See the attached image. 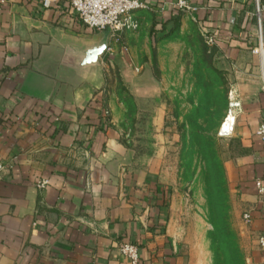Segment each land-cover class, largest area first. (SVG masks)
<instances>
[{
	"label": "crops",
	"instance_id": "obj_1",
	"mask_svg": "<svg viewBox=\"0 0 264 264\" xmlns=\"http://www.w3.org/2000/svg\"><path fill=\"white\" fill-rule=\"evenodd\" d=\"M140 1L138 29L111 36L84 26L68 0L49 8L0 0V264H131L121 243L137 247L140 264H179L161 160L164 88L147 59L150 41L186 15L213 36L221 61L247 57L250 69L257 18L251 0H188L187 13L177 0ZM112 70L147 129L127 131ZM231 100L234 134L248 151L226 166L228 182L251 216L248 261L264 264V195L254 186H264V142L255 134L264 92ZM42 178L49 183L40 189Z\"/></svg>",
	"mask_w": 264,
	"mask_h": 264
},
{
	"label": "rangeland",
	"instance_id": "obj_2",
	"mask_svg": "<svg viewBox=\"0 0 264 264\" xmlns=\"http://www.w3.org/2000/svg\"><path fill=\"white\" fill-rule=\"evenodd\" d=\"M258 32L250 48L255 59L250 69H246L250 64L247 57L240 62L231 57L221 61L217 47L206 44L203 34L186 15L178 16L158 33L154 30L150 41L147 59L164 88L161 160L170 191L169 217L179 264H214V230L220 224L234 239L226 243L235 242L244 264H252L248 261L252 236L242 219V201L229 185L226 168L248 150L234 134L235 119L230 135L221 136L219 130L231 109V93L248 96L258 90L264 92ZM110 79L124 98L123 123L127 131L130 129L132 134L142 127L147 129V122L138 121L134 103L119 75L112 70Z\"/></svg>",
	"mask_w": 264,
	"mask_h": 264
},
{
	"label": "built area",
	"instance_id": "obj_3",
	"mask_svg": "<svg viewBox=\"0 0 264 264\" xmlns=\"http://www.w3.org/2000/svg\"><path fill=\"white\" fill-rule=\"evenodd\" d=\"M40 5L44 8H49L52 4L58 2V0H39ZM71 10H73L80 22L87 28L99 31L108 32L111 36H118L121 33L136 31L139 27V23L136 19L135 13L138 10L145 8V5L140 0H68ZM255 6V13L258 25L259 34V47L260 54V67L261 78L264 84V52L261 37V5L260 0H251ZM175 6L182 12H190L192 7L188 0H177ZM204 40L208 46L216 45V41L211 35L203 34ZM257 52V49L254 50ZM230 114V112H229ZM226 120V119H225ZM225 122V121H224ZM223 122V123H224ZM233 120L226 126H221L219 134L221 136L230 135L233 131ZM223 125V124H222ZM255 134L261 141L264 142V122L260 123L256 128ZM3 166L0 162V171ZM49 181L42 178L36 182L37 188H44ZM255 189L258 194L264 195V186L260 180H256L254 183ZM242 219L246 224L251 221L249 212L245 211L242 214ZM257 245L259 248L264 249V235H260L257 238ZM119 250L131 264H140V255L135 245L131 243H121Z\"/></svg>",
	"mask_w": 264,
	"mask_h": 264
},
{
	"label": "trees",
	"instance_id": "obj_4",
	"mask_svg": "<svg viewBox=\"0 0 264 264\" xmlns=\"http://www.w3.org/2000/svg\"><path fill=\"white\" fill-rule=\"evenodd\" d=\"M102 107L103 97L98 99ZM98 100H94L96 103ZM203 154H207L205 149H201ZM219 228L214 230V264H244V258L235 242L230 241L232 236L227 227L220 224ZM233 239V238H232ZM234 240V239H233Z\"/></svg>",
	"mask_w": 264,
	"mask_h": 264
},
{
	"label": "water",
	"instance_id": "obj_5",
	"mask_svg": "<svg viewBox=\"0 0 264 264\" xmlns=\"http://www.w3.org/2000/svg\"><path fill=\"white\" fill-rule=\"evenodd\" d=\"M101 52V47L98 48H94L92 50L89 51V61H94L95 58L98 56V54Z\"/></svg>",
	"mask_w": 264,
	"mask_h": 264
},
{
	"label": "bare ground",
	"instance_id": "obj_6",
	"mask_svg": "<svg viewBox=\"0 0 264 264\" xmlns=\"http://www.w3.org/2000/svg\"><path fill=\"white\" fill-rule=\"evenodd\" d=\"M233 119V116H232V114H228L227 115V118H226V120H225V122L223 123V127H226L228 124H229V122H230V120H232Z\"/></svg>",
	"mask_w": 264,
	"mask_h": 264
}]
</instances>
